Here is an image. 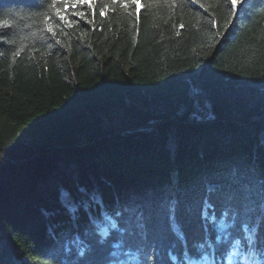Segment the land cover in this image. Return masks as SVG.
<instances>
[{
    "label": "trees",
    "instance_id": "obj_1",
    "mask_svg": "<svg viewBox=\"0 0 264 264\" xmlns=\"http://www.w3.org/2000/svg\"><path fill=\"white\" fill-rule=\"evenodd\" d=\"M51 2L0 0V24L13 23L0 28V264H113L99 220L143 213L151 242L165 204L180 205L186 243L166 233L163 264H189L185 253L247 264V249L221 258L200 243L210 187L218 218L238 209L264 240V0H247L227 30L218 0H200L212 16L184 0H142L139 24L115 6L97 13L103 31L73 25L59 45L43 30Z\"/></svg>",
    "mask_w": 264,
    "mask_h": 264
},
{
    "label": "snow or ice",
    "instance_id": "obj_2",
    "mask_svg": "<svg viewBox=\"0 0 264 264\" xmlns=\"http://www.w3.org/2000/svg\"><path fill=\"white\" fill-rule=\"evenodd\" d=\"M185 3L191 5H199L205 13L209 12L208 7L200 0H184ZM218 3H223L229 15L226 17L223 27L225 30L238 17L242 6L247 3V0H218ZM115 6L123 9L127 15L132 16L139 24L142 10L149 5L142 3V0H111V3H100V0H52L43 13L44 31L55 41L57 45L61 43L59 35H68L71 26L76 27L86 26L85 30L103 31V27L96 28L97 13L101 20L108 17L109 11H114ZM172 6H176V0H172ZM199 14V13H197ZM211 26L214 29L219 28V22L213 17ZM177 28L176 35H180V30L185 28L183 23L173 25ZM0 28L11 30L13 23L9 19H4ZM224 32L217 31V35L224 36ZM6 33L0 32V47L8 44ZM219 43V41H217ZM24 51L23 48H18L12 52L13 57H19ZM0 55H3L0 52ZM208 200L203 202L202 219L205 222V232L208 236L201 241L200 249L212 248L215 255L223 257L227 253L229 247L233 248V256L240 255L242 249H247L248 252L243 256L247 264H256L257 250L261 248L262 237L257 234L256 229L251 228L247 221L240 218L238 209L225 205L219 214H216V205L212 202L214 195L221 194L209 188L207 191ZM65 206L73 213L77 211L75 206H72L73 201L71 194L65 192ZM179 204H165L161 208V214L164 217V225L161 233H159L151 242H145L149 230V218L141 213L139 216L124 221V214L120 211L114 213L112 217L104 216L99 220L96 227L99 228L100 237L103 242L109 245L110 256L113 264H163L161 255V245L164 243L166 233L175 235L179 240L186 243V236L180 224L178 223ZM211 210V215L209 214ZM239 224V231L237 226ZM129 236L140 237L141 242L133 247L126 239ZM113 237H117L113 239ZM74 243H79L74 241ZM175 248L173 247V251ZM194 255H199V250H193ZM81 255H84L81 252ZM176 259V257H172ZM185 259L189 264H195L191 256L185 253ZM206 259V257H205Z\"/></svg>",
    "mask_w": 264,
    "mask_h": 264
},
{
    "label": "water",
    "instance_id": "obj_3",
    "mask_svg": "<svg viewBox=\"0 0 264 264\" xmlns=\"http://www.w3.org/2000/svg\"><path fill=\"white\" fill-rule=\"evenodd\" d=\"M175 118V117H174ZM257 120V119H256ZM165 120L164 119H160L158 120L156 123L154 124H143L141 126H138V127H132V128H128V129H131V130H135V129H138V128H148L150 126H153V125H156V124H160L162 122H164ZM90 143V141H86V142H80V144H88Z\"/></svg>",
    "mask_w": 264,
    "mask_h": 264
},
{
    "label": "rangeland",
    "instance_id": "obj_4",
    "mask_svg": "<svg viewBox=\"0 0 264 264\" xmlns=\"http://www.w3.org/2000/svg\"><path fill=\"white\" fill-rule=\"evenodd\" d=\"M197 94H198V93H194V97H195V98L197 97ZM242 254H243V253H242ZM243 255H244V254H243Z\"/></svg>",
    "mask_w": 264,
    "mask_h": 264
}]
</instances>
